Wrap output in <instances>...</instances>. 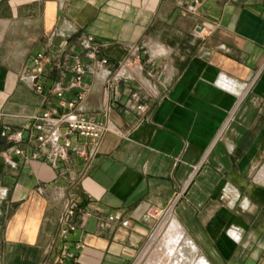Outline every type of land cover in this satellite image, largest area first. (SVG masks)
<instances>
[{
  "label": "crops",
  "instance_id": "obj_1",
  "mask_svg": "<svg viewBox=\"0 0 264 264\" xmlns=\"http://www.w3.org/2000/svg\"><path fill=\"white\" fill-rule=\"evenodd\" d=\"M190 1L0 0V264H59L66 250V264H135L178 195L173 213L206 264H264V0ZM41 51L44 93L27 72ZM77 65L80 111L108 130L92 158L54 166L29 125L62 112L53 90L74 96Z\"/></svg>",
  "mask_w": 264,
  "mask_h": 264
},
{
  "label": "built area",
  "instance_id": "obj_2",
  "mask_svg": "<svg viewBox=\"0 0 264 264\" xmlns=\"http://www.w3.org/2000/svg\"><path fill=\"white\" fill-rule=\"evenodd\" d=\"M202 0H191L187 8L189 11H194ZM92 38L83 42L84 47L88 50L87 55L91 59H95L96 49L91 44ZM51 56L46 51L37 52L31 58V64L27 68V72L32 78L33 90L44 93L45 84L48 79L46 72V65L51 61ZM100 64L108 65L109 59L101 58ZM133 60L127 58L121 62L114 74V79H122L128 77L127 69ZM74 72V88L75 94L72 98H67L63 89L55 88L54 95L58 100V107L62 109L60 114H53L51 111H43L32 117L29 128H33L34 133L29 140H35L38 146L45 148L47 145L52 147V151L46 154V158L56 166L58 160H65L69 153L84 156L86 159L92 158L96 152L98 143L103 137L104 133L108 130V125L92 116L83 114L80 111V102L84 97L85 88L83 83L84 68L80 65L73 67ZM108 71L106 75H110ZM117 98V96L115 97ZM141 106H139V109ZM10 140L14 143L12 147L16 154H22L23 150L16 146L17 143L24 141L23 130H18L9 134ZM84 140L92 144V150L88 157L85 151L80 149V142ZM36 158L35 154H32ZM88 159V160H89ZM180 195L176 196L173 202L165 209L158 213V216L172 213L174 206ZM80 208V203L76 200L69 201L65 207L61 217V231L63 234L73 231L75 229L72 220ZM88 214V213H87ZM113 219V216H111ZM153 232L150 235L151 239ZM65 259H76L75 254L66 250L58 262L59 264H66Z\"/></svg>",
  "mask_w": 264,
  "mask_h": 264
},
{
  "label": "rangeland",
  "instance_id": "obj_3",
  "mask_svg": "<svg viewBox=\"0 0 264 264\" xmlns=\"http://www.w3.org/2000/svg\"><path fill=\"white\" fill-rule=\"evenodd\" d=\"M155 214L158 219L153 235L138 256L135 264H146L149 258H152V252L159 243H166L169 248V254L165 255L164 264H206L203 258H200L201 256L197 254L198 250L193 242H191V246L187 244V239H189L187 236H184L179 242L170 241L169 239L173 233L171 221L164 222L167 214L158 216L157 211Z\"/></svg>",
  "mask_w": 264,
  "mask_h": 264
},
{
  "label": "bare ground",
  "instance_id": "obj_4",
  "mask_svg": "<svg viewBox=\"0 0 264 264\" xmlns=\"http://www.w3.org/2000/svg\"><path fill=\"white\" fill-rule=\"evenodd\" d=\"M263 173V172H262ZM263 176V175H262ZM171 221L173 233L171 234L170 241L172 242H179L180 239H182L185 236V230L181 226V224L178 222L175 214L169 213L164 220V222ZM192 240L187 239V244L190 246L192 245ZM152 258L148 260L146 264H164L165 261V255L169 254V248L166 243H159L156 245L152 252Z\"/></svg>",
  "mask_w": 264,
  "mask_h": 264
}]
</instances>
